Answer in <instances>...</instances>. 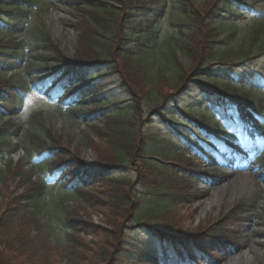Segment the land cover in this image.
<instances>
[{"label":"trees","instance_id":"obj_1","mask_svg":"<svg viewBox=\"0 0 264 264\" xmlns=\"http://www.w3.org/2000/svg\"><path fill=\"white\" fill-rule=\"evenodd\" d=\"M65 1L73 6L78 15L77 22L72 25L79 32L78 48L73 58L67 57L60 46L45 35L40 39L44 51L40 57L28 61V55H24L25 46L15 35L27 22L30 7L38 0H0V24L4 25L0 26V32L7 33L12 40L11 43L0 44V76L19 58L29 64L25 80L5 79L0 84V119L21 114L27 93L37 92L50 100H57L61 107L74 104L80 110L75 115L86 122L100 123L94 133L97 137H105L108 147H95L100 157L93 163L68 156L57 142L34 131L30 135L31 146L26 147V153L32 156L35 151L36 155H47L52 159L49 168L60 172L56 184L64 189L66 196L85 199V189L98 184L103 186L96 204L105 211L106 225L101 228L104 234L100 242L102 250H98L100 259L95 264H155L158 242L168 249H175L174 256L196 251L211 254L212 244H220L223 246L220 249L225 250L227 241L224 240H229L231 235L227 226L222 228L217 222H207L205 233L200 232L203 229L187 232L176 220V223L162 224L151 216L188 200L190 190L183 192L190 180L172 171L166 162L171 157L182 156L184 141L189 143L190 127L185 118L193 119L194 115L213 133L222 127L210 109L205 108L203 103L193 102L192 97L196 100L204 95L223 116L226 112H235L239 120L247 117L253 122L255 115H264V97L257 99V95L250 93L249 85L237 81L244 71L253 68L250 61L254 55L243 50L230 64H225L228 54L220 56V51L226 48L225 37L229 28L224 26L229 23L227 20L234 15L237 7L247 5L243 0H209L203 8L197 7L192 0ZM173 8L179 18L172 33L182 45L177 46L180 49L183 47L185 55L192 58V68L189 71L177 69L176 75L171 78L173 90L163 98L160 95L157 100L149 101L154 97L147 100L143 97L147 90L140 88L136 91L132 87L123 73V65L133 62L134 58H147L158 49L162 40L158 31L160 18ZM236 31L234 29L233 34ZM213 62L224 66H212ZM231 65H235L236 69L240 67L238 72L232 70ZM103 73L114 75L119 86L125 87L127 98L120 101V105H108L109 102L112 105L116 104L114 101L118 103L115 94L109 95V98L97 96L94 81ZM153 90V94L156 93L153 96H158L160 92L155 88ZM99 92L100 96L104 91ZM85 100L94 102L97 109L83 111L80 106ZM163 121L169 123L165 132L161 131L164 129ZM253 126L254 130H264L261 123L253 122ZM21 132L19 125L12 123L7 127L6 123L0 127V144L10 134L21 135ZM174 132L180 133L181 138L176 137ZM131 164L137 172L135 181L117 173ZM31 166L30 171L24 172L20 167L18 171L27 183H31V187L26 191L23 187V193L12 201L8 199L4 205L8 208L0 211V264H59L63 259L76 261L72 252L58 251L60 249L53 244L56 241L51 240V235L42 226L38 199L45 194L47 182L34 173V162ZM165 186L168 188L165 189ZM162 191L167 194L161 199ZM176 195H182L184 199L174 203L178 198ZM237 208L243 217V214L252 212L253 206L240 202ZM75 216L70 212L65 217L67 232H100L98 225ZM237 216L239 218L240 214ZM131 219L138 222L133 228H143L148 235L141 239L136 235L125 236L123 227L125 229L130 225L124 223ZM68 243L73 251L80 247L78 239L71 234ZM171 258L165 256L161 263Z\"/></svg>","mask_w":264,"mask_h":264},{"label":"rangeland","instance_id":"obj_2","mask_svg":"<svg viewBox=\"0 0 264 264\" xmlns=\"http://www.w3.org/2000/svg\"><path fill=\"white\" fill-rule=\"evenodd\" d=\"M208 1L192 0L199 8H203ZM243 1L249 5L250 9L247 10L249 12L239 7L235 11L233 10L234 15L227 20L229 22L233 21V23H227L224 26L229 29L225 37L226 48L220 51V56L221 54H228L229 57L225 64H230L232 63L231 61L235 60L237 54L244 50L246 54L254 55L250 61V64L253 65V70L260 69L263 72L261 74L264 76V71H262L264 69V46H262L264 43V0ZM174 10V8L171 9L169 13H165L166 15L160 18L158 31L162 40L158 49L156 48L155 51L151 52L147 58H134L133 62L130 61L127 63L128 65L124 64V68L122 67L123 73L127 75L130 84L136 91H139L140 88L147 90V93L143 95L147 100L150 97H154L149 101L157 100L160 95L163 98L173 90L171 89V78L176 75L177 69L189 71L192 68V58L190 59L185 55L183 47L180 49L177 46L181 47L182 45L178 42L177 36L172 33L174 23L179 18ZM77 20L78 15L75 13L73 6L65 0H38L36 7L31 9L28 22L15 37L23 42L25 46L24 55H28V61L31 58L40 57L44 51L41 47L43 42L40 39L45 35L54 40L67 57L73 58L74 51L78 48L79 32L72 25ZM257 28L259 34L257 33ZM234 29H237V31L233 34L232 31ZM11 42L9 35L0 36V44ZM208 50L204 51L207 52ZM28 61H24L22 58L17 59L13 67L0 76V84L5 79L11 81H14V78L18 81L25 80L27 78L26 72L29 69ZM211 65L224 66L217 62H213ZM16 66L24 69L17 71V68H14ZM227 69L225 68V70ZM231 69H236V66L231 65ZM253 70L240 75L238 81H250L252 86L259 84L262 79L260 74L256 80H251L254 75ZM234 71L237 72V70ZM148 79L151 82H145ZM94 82L97 84L94 83V86H97L96 91L99 98H109V95L114 94L118 96V103L114 101L116 104L112 105L109 102V107H115L120 101L127 98L124 93L125 87L119 86V81L116 80L114 75H105L103 73ZM208 83L211 84V82ZM152 87L157 92H160H158V96H153L156 93L153 94L154 88ZM98 90L104 91L103 95L99 96L101 92ZM263 96L264 92L258 95V97ZM192 101L203 103L206 100L200 96V99L197 98L196 100L192 97ZM148 104L150 105V102ZM80 107L83 111H95L97 109V106L91 100L83 101ZM204 107H208V103H205ZM78 111H80L79 108L73 110L61 107L55 101H51L36 92H28L23 102L21 115L10 119L9 117L0 119V127H4L6 123L7 127L12 126V123L22 127L21 135L10 134L9 138L0 144V211L2 212V210L4 211L8 208V206L4 207L8 199L12 201L17 195L23 193V187L25 191L31 187V183H27V180L23 178L24 175H20L18 171H20V168L24 172L30 171L32 162H34V173L37 177L47 182L45 194L38 199V209L43 221L42 226L51 235V240L54 239L56 241L53 244L60 249L58 250L59 252L62 253L65 250L75 254L74 259L76 261L63 259L59 264L98 263L100 258L97 252L102 250V248L100 249V242L104 235L101 232V228L106 225V221L105 211L100 209L99 204L96 203L98 197L101 196L100 191L103 190V186L98 184L85 189V199L66 196L64 189L56 184L58 180L57 171L49 168L52 159L46 156L40 157L36 155L35 151V155L32 156L31 153H26V147L31 146L30 135L34 131L41 133L44 137H49L50 139L48 138V140L57 142L68 153V156L83 158L91 163L98 161L100 156L95 147L101 146L104 149L108 147L105 137H97L94 133L100 123L86 122L74 114ZM202 117L204 118V116ZM258 119L264 124V115ZM167 127H169L168 124H164L162 126V129H164L161 131L165 132ZM242 138L239 137L236 140L238 145L242 143ZM181 154L182 156L171 157L166 162L172 171L190 180L183 192L184 194L190 190L188 200L183 202V204H174L172 207L166 208L163 213H155L151 218L160 220L159 222H162V224H165V222L170 223V221L176 223L177 221L179 226H182L187 232L203 229L200 232L205 233L204 228L208 224L217 222L220 227L227 226L230 229V238L224 241L230 243L229 245L232 243L238 247L237 251V247H234V249H230L225 254L218 251L221 247L220 244H212L213 251L211 254L209 253V256L213 258L209 262L199 258L197 260L196 258L185 264H226L230 259L243 256L244 254L247 255L239 264H264V180L257 178L259 172L264 171V158L256 160L249 172L235 173L231 171L228 173L224 167H207L211 173H227L228 177L225 178L227 180L225 182L213 183L210 181L206 184L205 179L201 182L193 179V175L204 174V168H206L204 162L195 156H189L185 153ZM9 163L12 165L9 166ZM133 167L131 164L117 173L127 175V178L135 181V179L137 180V172ZM155 171L153 169V173ZM68 187L66 186V188ZM167 188L165 186V189ZM161 194L160 197L162 199L167 193L165 194L162 191ZM182 195H176L178 198H176L174 203L179 199H184ZM144 201L146 202L147 200ZM240 202L252 204L253 208L250 218H248L249 213L243 214V217H241V211L238 213L237 206ZM70 212L76 214V218L87 219L91 223L98 225L100 232L98 234L67 232V229H65V217H68ZM237 214H240L239 218ZM207 222L209 223L207 224ZM126 223L130 226H126L125 229V226L123 227L122 233L124 231L125 236L136 235L137 238L141 239L148 235L143 228H133L138 223L135 220L131 219L124 224L126 225ZM69 234L78 239L80 247L77 246L76 251H73V247L68 243Z\"/></svg>","mask_w":264,"mask_h":264},{"label":"bare ground","instance_id":"obj_3","mask_svg":"<svg viewBox=\"0 0 264 264\" xmlns=\"http://www.w3.org/2000/svg\"><path fill=\"white\" fill-rule=\"evenodd\" d=\"M247 255V254H246ZM245 254L243 256H238L230 259L226 264H239L244 260Z\"/></svg>","mask_w":264,"mask_h":264}]
</instances>
